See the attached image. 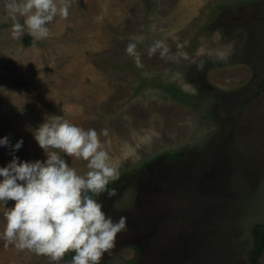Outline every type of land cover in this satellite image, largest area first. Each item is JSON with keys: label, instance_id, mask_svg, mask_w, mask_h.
Here are the masks:
<instances>
[{"label": "rangeland", "instance_id": "374dc122", "mask_svg": "<svg viewBox=\"0 0 264 264\" xmlns=\"http://www.w3.org/2000/svg\"><path fill=\"white\" fill-rule=\"evenodd\" d=\"M47 27L36 40L0 23V138L10 141L0 167L20 139L19 160L46 159L34 131L47 116L106 128L101 141L123 181L100 201L114 220L127 217V231L100 264H264V0H71L68 17ZM156 40L186 57H149ZM130 41L143 67L125 53ZM130 122L123 150L113 124ZM3 212L0 204V264H50L5 246Z\"/></svg>", "mask_w": 264, "mask_h": 264}, {"label": "clouds", "instance_id": "9594fccd", "mask_svg": "<svg viewBox=\"0 0 264 264\" xmlns=\"http://www.w3.org/2000/svg\"><path fill=\"white\" fill-rule=\"evenodd\" d=\"M70 7L71 0H5L0 23L11 22L14 38L26 30L34 39L44 40L50 35L47 25L57 16L66 19ZM107 8L105 4L103 12ZM158 51L162 59L179 62L186 57L179 47L171 54L164 40H156L147 48L149 57ZM125 53L134 58L137 67H143L137 43L130 41ZM229 54L226 50L215 53L222 61ZM107 135L106 128L98 133L95 128L71 123L63 115H52L34 131L45 160L21 161L14 152L22 147L23 140L11 145L12 159L0 167V204L5 219L2 238L6 247L13 245L46 256L50 264H59L69 252L74 253L70 264H100L103 255L114 247L117 234L127 231V217L114 220L98 199L105 193L108 199L117 195L108 185L121 175L101 141ZM0 145H10L7 136L0 138ZM59 153L86 161L88 171L78 174ZM8 201H14L13 206L8 207Z\"/></svg>", "mask_w": 264, "mask_h": 264}, {"label": "crops", "instance_id": "0c3cea01", "mask_svg": "<svg viewBox=\"0 0 264 264\" xmlns=\"http://www.w3.org/2000/svg\"><path fill=\"white\" fill-rule=\"evenodd\" d=\"M97 114V113H96ZM101 117H103L102 121L100 122L101 125H104V121H105V118L104 116L102 115ZM98 116V119H97V122H94V119H86L88 124L89 122H91V124L89 125H96L99 121V119L101 118ZM171 117H169L168 119H170ZM145 117L143 119L140 120V124H143L145 121H144ZM153 121H155L153 118L151 119ZM172 119L168 122V124L170 125H173V123H171ZM138 122V121H137ZM129 123V122H128ZM131 123V122H130ZM99 124V123H98ZM136 124V121L133 122V126H135ZM113 126L115 127L116 129V136H115V143H118V144H121L120 148H122L123 150L126 149V144H125V141L130 138L131 136V131H132V123L130 125H126V124H123V125H120V124H113ZM174 126H176V122L174 124ZM174 128V127H173ZM157 130H162V128H159Z\"/></svg>", "mask_w": 264, "mask_h": 264}, {"label": "trees", "instance_id": "16d2710c", "mask_svg": "<svg viewBox=\"0 0 264 264\" xmlns=\"http://www.w3.org/2000/svg\"><path fill=\"white\" fill-rule=\"evenodd\" d=\"M123 181V178L121 179V180H117V181H115V182H112V183H110L109 185H108V187L109 188H112V186L113 185H117V184H121V182ZM105 195H107L106 193H105ZM107 198V197H106ZM99 200H100V197L98 198ZM108 199V198H107ZM112 199V198H111ZM113 207V206H112Z\"/></svg>", "mask_w": 264, "mask_h": 264}, {"label": "flooded vegetation", "instance_id": "af4514ba", "mask_svg": "<svg viewBox=\"0 0 264 264\" xmlns=\"http://www.w3.org/2000/svg\"><path fill=\"white\" fill-rule=\"evenodd\" d=\"M150 177H151V175L149 176V178H150ZM149 178H148V179H149ZM146 182H147V183H146ZM146 182L143 181V186H145V185L147 186V184H148V180H146ZM253 264H256V263H253Z\"/></svg>", "mask_w": 264, "mask_h": 264}]
</instances>
